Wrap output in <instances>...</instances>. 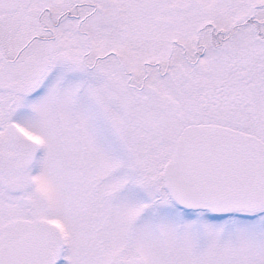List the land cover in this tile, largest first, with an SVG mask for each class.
I'll list each match as a JSON object with an SVG mask.
<instances>
[{
  "label": "snow or ice",
  "instance_id": "obj_1",
  "mask_svg": "<svg viewBox=\"0 0 264 264\" xmlns=\"http://www.w3.org/2000/svg\"><path fill=\"white\" fill-rule=\"evenodd\" d=\"M0 264H264V0H0Z\"/></svg>",
  "mask_w": 264,
  "mask_h": 264
}]
</instances>
